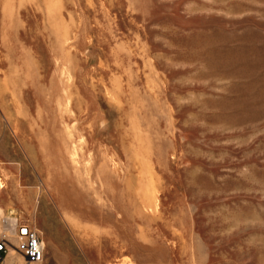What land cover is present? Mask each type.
<instances>
[{"label":"rangeland","instance_id":"1","mask_svg":"<svg viewBox=\"0 0 264 264\" xmlns=\"http://www.w3.org/2000/svg\"><path fill=\"white\" fill-rule=\"evenodd\" d=\"M0 179L37 264H264V0H0Z\"/></svg>","mask_w":264,"mask_h":264},{"label":"built area","instance_id":"2","mask_svg":"<svg viewBox=\"0 0 264 264\" xmlns=\"http://www.w3.org/2000/svg\"><path fill=\"white\" fill-rule=\"evenodd\" d=\"M11 251L19 253L26 264L40 263L44 245L38 232L11 213L0 216V262Z\"/></svg>","mask_w":264,"mask_h":264},{"label":"bare ground","instance_id":"3","mask_svg":"<svg viewBox=\"0 0 264 264\" xmlns=\"http://www.w3.org/2000/svg\"><path fill=\"white\" fill-rule=\"evenodd\" d=\"M72 152H74V151H72ZM70 156V155H69ZM73 157V156H72ZM75 158V157H74ZM70 159H73V158H70ZM2 188H3V184H2V181H1V179H0V192H1V190H2ZM4 212V209L3 208H0V216L2 215V214H4L3 213ZM44 245V244H43ZM10 259V262L12 263V264H15L14 262H15V259H14V252L13 251H11V257L9 258Z\"/></svg>","mask_w":264,"mask_h":264},{"label":"crops","instance_id":"4","mask_svg":"<svg viewBox=\"0 0 264 264\" xmlns=\"http://www.w3.org/2000/svg\"><path fill=\"white\" fill-rule=\"evenodd\" d=\"M14 252V251H13ZM15 253V252H14ZM11 257V252L10 253H8L4 258H3V260L0 262V264H12L11 262H10V258ZM23 263L24 264H26L25 263V261H24V259H23ZM22 263V264H23Z\"/></svg>","mask_w":264,"mask_h":264}]
</instances>
